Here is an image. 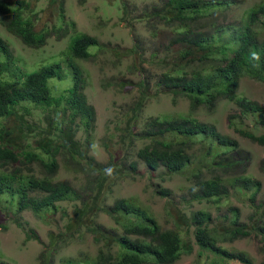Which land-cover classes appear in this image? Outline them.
<instances>
[{
	"label": "trees",
	"instance_id": "obj_1",
	"mask_svg": "<svg viewBox=\"0 0 264 264\" xmlns=\"http://www.w3.org/2000/svg\"><path fill=\"white\" fill-rule=\"evenodd\" d=\"M118 1L121 21L128 26L145 23L149 40L135 37L127 52L133 58L131 69L143 79H115L114 87L130 89L128 93L135 89L137 94L123 106L115 132L106 137L109 144L102 142L109 157L103 163L91 154L96 149L97 112L86 94L87 72L81 65L96 57L100 41L77 32L76 24L67 21L65 0L49 1L60 12L55 23L41 19L28 0H0V29L7 35L0 34V196L18 197L16 213L30 211L44 222L55 218L59 204H72V216L67 214L65 226L48 234V243L37 231H25L27 241L44 247L39 264H57L64 244L82 232L93 238L97 257L67 258L59 264H175L196 246L198 264H255L249 253L229 246L248 238L264 245L263 184L248 170L236 175L252 162L250 154L192 113L145 119L142 113L160 93L171 96L173 105L178 99L188 101L194 112L210 111L221 100L232 102L242 112L230 116V124L245 139L264 146V107L239 92L244 78L264 84V0H255L236 15L231 12L246 0H160L142 9ZM68 35V46L53 55H60L61 62L50 65L42 66V60L30 66L11 50L10 38L26 49H42L50 37ZM111 51L121 63L125 53L120 48ZM146 66L161 68L155 81ZM25 116L34 118L35 128L26 120L15 129L5 124ZM16 129H28L31 135ZM34 163L42 168V178L27 171ZM61 164L77 177V185L57 180ZM142 164L169 178L194 180L178 201L172 190H156L166 200L169 215L177 212L171 228H163L136 198L105 205L117 183L139 174ZM260 169L264 172V160ZM240 201L243 206L249 203L247 220L236 205ZM102 214L112 227L99 222Z\"/></svg>",
	"mask_w": 264,
	"mask_h": 264
},
{
	"label": "rangeland",
	"instance_id": "obj_2",
	"mask_svg": "<svg viewBox=\"0 0 264 264\" xmlns=\"http://www.w3.org/2000/svg\"><path fill=\"white\" fill-rule=\"evenodd\" d=\"M28 1L32 2L33 6L39 11V17L41 19L44 21L51 19L52 23L57 21L60 12H58L56 6H49L50 0ZM159 1L129 0V4H135L139 9H142ZM254 2L255 0H246L245 6H242L238 11H232L231 14L236 15L238 12H243ZM64 7L67 21L74 22L78 32H84L96 37L101 44V49L98 51L96 57L89 62H82L81 65L87 72L85 73L88 84L86 94L90 104L95 107L97 112L95 132L96 149L91 154L99 162L104 163L108 161L109 157L105 148L102 146V142L109 144L106 137L115 132L117 120L123 106L132 102L137 94V90L135 89L128 93L130 89L120 88V86L114 87V82L119 76H121L119 78L129 79L132 82H140L143 79V75L141 76L140 72H135L131 69L133 58L132 56H127V52L132 48L135 37L141 40H149L147 27L145 23L134 22L128 26L122 22L118 0L114 2L108 0H65ZM43 23L45 22L38 24L39 29L43 27ZM0 34L7 36L1 29ZM68 39V36L62 39L50 37L47 45L42 49H26L21 44V41L10 38L11 46H14L11 47V50L14 55H18L19 53L20 57L30 63V66H34L35 62L42 60H44L42 66L50 65L55 62H61L62 58L60 55H53L61 52L68 46ZM113 48H120V51L125 53L121 63L111 51ZM22 58H19L20 65L26 67ZM146 68L152 75L154 81L155 75L158 76L162 73V71L160 72V67H153V69L150 66H146ZM36 70L37 68L28 71L34 72ZM239 92L247 99L258 102L264 107V84L251 80L250 78H244L241 82ZM177 102L176 105H173L171 96L160 93L148 101L142 113V118L145 119L150 116H161L165 115V113L180 112L185 115L192 113V116L201 122L214 124L219 132L237 141L240 149L251 156L252 162L236 170V175H240L248 170L262 182L264 189V172L260 169L261 161L264 160V146L242 137L236 130L235 124L232 126L229 121L230 116H239L242 110L232 102L221 100L210 111L202 108L194 112L189 107L188 101L178 99ZM24 118L23 120L18 117H13L10 121L6 120L5 124L9 128L15 129L19 121L25 122L26 120L28 122L26 124L30 126L34 125L35 120L32 116H25ZM246 124L250 127L252 125L251 121H247ZM138 128L140 129V127ZM16 130L19 132L22 131L26 136L31 135L28 129ZM25 143L27 144L26 140ZM31 145L35 147L33 143ZM113 148L117 154L118 147ZM234 170H231L229 175ZM27 171L36 174L39 178L43 177V170L39 164H32ZM56 178L58 181H68L76 185L78 183L77 177L73 173L65 170L63 164L59 165ZM190 182H194V180L182 177L169 178L162 170H148L142 164L139 169V174L126 177L117 183L112 193L109 194L105 205L111 206L115 200L120 198H136L141 200L154 216L157 217L163 228H171L177 212L172 210V215H169L165 210L166 200L158 196L156 190L158 188L170 189L178 201L186 189L191 186ZM262 200L263 196L259 194L257 201L261 202ZM236 205L243 208L244 220H247L251 213L249 203L243 206V202L240 201L236 202ZM59 206L60 211L55 215V218L44 222L40 221L30 211H25L21 214L16 213L18 210V197L13 200L8 196H0V260L7 264H39L38 258L44 247L37 241H27L25 231H37L42 241L48 243V234L57 231V228H63L67 220V214L69 216L73 214L72 204L61 203ZM201 207L196 205L197 209ZM224 210L222 211L224 212ZM14 221L20 222L23 228L17 226ZM99 222L107 227H112L111 220L105 214L100 216ZM229 246L236 250L249 253L254 259L255 264H262L264 262V245L257 238L239 240ZM197 253L198 248L196 246L190 256H182L175 264H198L199 258ZM97 255L98 247L95 245L93 238L85 232H82L64 244V248H61L57 255L56 263L59 264L60 261L67 258H89L92 260Z\"/></svg>",
	"mask_w": 264,
	"mask_h": 264
},
{
	"label": "clouds",
	"instance_id": "obj_3",
	"mask_svg": "<svg viewBox=\"0 0 264 264\" xmlns=\"http://www.w3.org/2000/svg\"><path fill=\"white\" fill-rule=\"evenodd\" d=\"M128 1H129V0H128ZM77 32H78V31H77ZM80 33H81V32H80ZM83 33H84V32H83ZM69 35H71V34H69ZM69 35H68V37H70ZM68 42H69V39H68L67 43H68Z\"/></svg>",
	"mask_w": 264,
	"mask_h": 264
}]
</instances>
